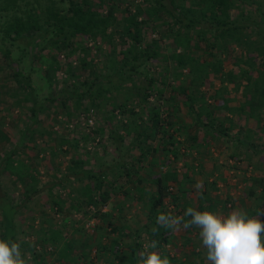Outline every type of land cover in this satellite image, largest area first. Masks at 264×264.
Here are the masks:
<instances>
[{
  "label": "trees",
  "instance_id": "16d2710c",
  "mask_svg": "<svg viewBox=\"0 0 264 264\" xmlns=\"http://www.w3.org/2000/svg\"><path fill=\"white\" fill-rule=\"evenodd\" d=\"M42 1L0 0V21H3L0 22V53L8 64L20 63L28 55L33 56L30 64L40 63V71L44 72L42 78L47 79L45 87L48 90L47 96L41 98L42 88L33 86L30 71L24 73L22 69H11L10 76L16 83L12 90L17 88L15 92L19 95L16 96V105L27 108L31 125L25 128L23 144L6 154L5 166L0 168V174L1 171L9 172L16 183L23 184L25 202L38 196L39 173L33 166V160L29 157L28 160L15 157L28 148V142L36 138L34 125L42 121L39 116L46 108L51 110L52 106L57 105L59 110L56 120L62 116L61 112L72 119L77 110L78 116H81L78 120L81 122L83 117L88 126L93 120L94 108L101 107L106 94L116 91L111 96L114 97V108L109 118L123 119L120 127L109 128V121H104L105 124L95 132L94 128L84 129V134L81 132L82 138L88 141L91 135L99 136L109 130V140L116 151V160L109 166L92 165L91 159L98 158L93 151L98 146L97 143L92 149H88L82 146L80 139L71 137L73 132H80L74 130L79 125L71 126L68 121L62 122L65 135L63 132L56 134L54 131H45L49 136L53 133L57 135L55 145L49 147L57 172L52 175L53 182L48 196L52 214L62 215H72L81 206H94L100 212V206H107L115 197L113 194L134 196L142 201L148 210L147 222L131 236L132 242L127 246L122 244L121 238L130 235L120 232L113 216L105 214L103 217L110 218L111 231L108 238L113 235L110 245L106 242L98 243L97 256H93L91 250L82 252L83 256L90 255L94 264L96 259L106 254L115 257L114 264H138L139 254L146 242L157 241V251L164 250V246L170 243L171 229L156 225V218L159 213L178 216L168 209L167 200L172 201L169 204L173 207V204L178 205L181 198L173 185L179 184L176 188L184 196L189 189L188 182L192 181L189 172L180 175L177 165L173 169L162 171L166 164H177L180 154L185 158L191 157L192 161L197 160L195 157L200 149L196 148L197 144L203 146V143L211 140L217 141V146L222 149L227 146L230 153L226 158L230 163L240 162L239 158L246 155L243 149H247L249 157L264 154L262 144L258 141L261 139L253 135L252 128H239L235 131L237 117L246 115L248 119L257 118L258 126L264 121V12L259 3H256V13L259 14L254 18L247 9V12L241 10L242 6L254 4V0H143V7L137 6L138 4L132 8L126 7L123 11L125 15L119 18L116 13L119 0H65L66 7L63 8L53 0H47L45 5ZM132 4L130 2V6ZM233 11H239V15L234 17L231 14ZM148 28L153 30L157 38L147 40L144 31ZM76 37L86 39V45L74 41ZM163 41L170 42L171 56L163 52ZM24 42L22 46L21 43ZM36 42L41 43L35 45ZM90 42L108 44L113 48L117 45L121 47L119 54L108 53L106 61L109 66L106 74H99L94 70L95 58L88 46ZM15 46L19 48L18 56L13 53ZM36 49L40 52L39 55L34 52ZM47 50L52 54L56 53V57L48 59L49 56L43 54ZM79 50L85 57L89 55L90 60L85 62V58L81 60V56L78 62H69ZM235 52L236 58L231 61L239 69L238 74L235 73V68L227 71L225 65ZM59 58L70 64V73L67 75L74 81L69 87L57 92L53 87L54 76L50 71L53 73L62 69L63 64L59 62ZM153 61L159 62V66L163 65V70L155 72L158 67L153 66ZM253 72L254 75L257 72V76L252 75ZM213 79L220 82L221 88L216 89L211 84V88L207 89L208 82ZM231 85L234 86L235 93L242 88V103L232 107L229 114L220 117L217 113L220 111L219 106L215 103L219 99L225 101V94L230 93ZM6 89V84L0 85V102ZM122 91L127 96L124 102H119L117 98ZM153 96L155 100H150ZM134 98H138L140 102L130 105ZM71 105L76 109L71 110ZM182 107L187 109L186 118L191 120L190 123L177 116ZM144 110L148 114L147 121L143 117ZM125 115H128L127 120ZM2 122L4 124V119L0 121V137L6 141L8 137ZM197 131L204 133L202 144ZM130 137L131 141H128ZM159 137L163 145L154 146L155 139ZM94 141L101 142L98 138H94ZM81 146L87 149L86 159L80 156ZM133 150L139 151L137 159L131 157ZM192 150L196 152L194 155ZM60 151L64 154L71 153L63 172L61 164L56 161ZM149 155L151 156L148 158ZM147 159L148 169L143 166ZM165 161L168 162L165 164ZM186 167H190L189 170L195 169L193 164ZM216 177V181L212 183L213 190L217 189L220 179L226 181L223 174ZM206 180L207 178L204 180L205 185L208 183ZM245 180L249 184L246 197L255 202L250 206L243 203L244 211L250 217L258 216L264 220V176L252 175ZM127 185H132L134 191H130ZM151 185L154 187L152 190ZM54 189H57L55 194ZM67 190L69 193L66 194ZM208 195V189L203 190L202 201L195 209L216 211L221 200L209 198ZM66 197L71 198L69 207L66 206ZM227 201H231V198H227ZM188 207L192 206H184L180 214L184 216ZM123 208L124 204L119 203L118 211L121 212ZM224 209H227L226 204ZM19 213L20 207L15 197L0 186V238L20 243L24 256L27 254L31 257V264H46L44 255L53 247L59 259L74 264L79 255L76 251L78 245L89 247L87 243L66 237L65 227H52L51 218L42 220L39 233L35 235L37 244L31 245L26 238L21 237L22 232L18 231L16 218ZM100 214L97 213L94 217H99ZM35 219L33 217L31 220ZM188 219L190 218L185 217V220ZM100 224L105 225L104 222ZM100 224L96 227L104 230ZM154 227L158 231L153 232ZM83 229L85 230L84 226ZM143 233L145 242L141 239ZM40 248L45 252L41 253ZM206 251L205 249L202 254L193 253L200 258V264H208L205 261ZM164 256L170 259V263L178 260L170 257L169 253ZM188 264L197 263L193 261Z\"/></svg>",
  "mask_w": 264,
  "mask_h": 264
},
{
  "label": "rangeland",
  "instance_id": "374dc122",
  "mask_svg": "<svg viewBox=\"0 0 264 264\" xmlns=\"http://www.w3.org/2000/svg\"><path fill=\"white\" fill-rule=\"evenodd\" d=\"M33 1V0H29ZM57 2V5L60 6V8L66 7V1L65 0H53ZM63 2V3H62ZM130 2L133 4L130 6ZM24 3V2H22ZM43 5L47 3V0L42 1ZM254 4H251L249 7H244L242 6L241 10L243 12L247 11L251 12L252 18H254L256 13V8L258 4H261V9L262 12H264V0H254ZM119 9L116 11L117 15L119 18H122L125 13L123 12L126 7L132 8L134 5H141L143 7L144 1L143 0H119L118 1ZM143 4V5H142ZM54 5V4H53ZM136 6V7H137ZM135 7V8H136ZM240 10V12H241ZM246 11V12H247ZM236 17L239 15V11H233L231 13ZM259 14V13H258ZM3 22V21H0ZM145 36L147 40H151L152 38H157L153 34L152 29H146L145 31ZM76 42H82L83 44L86 45L87 40L84 38L76 37L75 40ZM117 41V40H116ZM1 42V40H0ZM42 42V40H41ZM40 42V43H41ZM39 42H36L35 45H38ZM39 43V44H40ZM19 44V43H18ZM25 44L21 43L23 46ZM97 42H90L88 44L89 48H91L92 51V57L95 58L94 61V70L99 73V74H106L108 72L107 67L109 66V62L106 61L108 53H120L121 47L119 45L113 47H110L108 44L107 45H96ZM163 52L167 54L168 56H171L172 50H171V44L169 41H163ZM7 45H9V41H7ZM6 45V46H7ZM96 45V46H95ZM18 46V45H17ZM15 46L13 47V53L15 56H18V47ZM103 48V50H100V48ZM78 50V49H77ZM32 51V49H31ZM30 52V51H29ZM37 55L40 54L38 52V49L34 50ZM33 52V53H34ZM81 50L75 55H73L69 62L71 61H76L78 62L81 56V60L85 58V62H88L90 60V56H86L83 53L81 54ZM98 52V53H97ZM43 54L49 56L48 59L56 57V53L52 54L49 50L45 51ZM236 52L230 56L229 60L226 62V70L230 71L231 69H234L235 73L238 74L239 69L237 70L236 67H234L232 64V61L235 60L236 58ZM33 58L30 57L29 55L25 57L23 60H20L16 62L15 64H8L7 59L0 53V85L6 84V91L5 94L2 95V101L0 102V121L1 119H4V124L2 122L3 127L5 128V131L7 133L8 140L4 141L0 137V168L5 166V156L8 152L11 150L13 151L16 147L19 145L23 144L24 140V134H25V128L26 126L31 125L30 123V114L27 108L22 107V106H17L16 105V98L17 92L12 88L16 85L14 82L13 78L10 76V73L12 72L11 69H22L24 73H28L29 71L31 72L32 76V81H33V86L35 88H42L40 91V97L43 98L44 96H47V88L45 87V84L47 82L46 78H42L44 75V72L42 73L40 71V63L36 62L34 65L31 62V59ZM33 60V59H32ZM63 59L59 58V62L63 64L62 69L60 71H50V74L54 76L53 78V87L57 90V92H60L61 88H67L70 86V84L74 81L70 77H68L67 73H70V64H66L65 61H62ZM232 60V61H231ZM82 62V61H81ZM153 66L158 67L155 72H160L163 70V65L159 66V62L153 61ZM76 67V66H74ZM45 68V67H44ZM11 71V72H10ZM254 71V70H253ZM255 72V71H254ZM254 72L252 75H254ZM76 73V72H75ZM254 76H257V72ZM46 80V81H45ZM180 80H183L181 78ZM211 84L214 86V88H221L220 82L218 80H211L207 84V89H210ZM234 86L231 85L229 87V94H225V101L219 99L215 104L216 106H219V110L217 111L218 115L220 117L225 116L226 114H229L230 110L232 107L238 105L239 103H242V88L239 92L235 93L233 92ZM212 89V90H216ZM116 91H112L111 93L106 94V99H104L101 103V107L98 109L94 108L93 111V117L91 120V123L87 126L85 121L83 120L80 122L78 118L81 116L77 110L74 112V116L72 119H69L68 116L65 114L60 113L59 121L56 120V115L58 113L59 107L57 105L52 106L51 110L46 108V111H44L40 116L39 120H42L40 123H37L34 125V130H35V136L36 138L30 142H28V148L25 150L23 149L20 155L15 157V159H23V160H28L27 158H31L33 160V166L36 168V170L39 173V182L38 186L40 188V193L38 196H35L31 201H26L25 202V187L23 184H19L15 182V178L9 173V172H2L0 174V186L2 188L6 189L9 191L16 200V203L20 207V213L17 215L16 218V223L18 224V231L22 232L21 237L26 238L27 241L30 242L31 245L37 244L35 241V235L39 233L40 227L42 226L41 222L43 219L51 218L52 221V227L54 226L55 229L58 227H65V236L68 237H73L74 239L78 241H82L83 243H87L89 247L87 248L85 246H81L80 244L77 247V252H79V255L76 259V262L74 264H94L92 263V260L90 258V255H85L83 256L82 252L86 253L87 250L93 251V256H97V247L98 243L101 242H106L108 245H110L111 238H108V234H110L111 227H109V221L110 218L103 217L105 214L112 215L114 218V222L116 224V228H119L120 232H123L124 234L128 233L130 236L127 237H122V244L127 246L130 242H132L131 236L136 232L137 229H141L147 222V215H148V210L146 208V205L140 201L134 198V196H122L118 195L116 196L113 194L115 197L108 203L107 206L101 207L100 206V212H98L99 208H96L94 206H89V207H80L78 212L73 211L72 215H67V214H52L51 212V203L50 199L48 196V190L50 189V185L53 182L52 175H54L57 172V168L55 165H53L55 162H52L51 156L52 152L49 149L50 146L55 145V140L57 139L56 134H60L64 131V126L62 127V122L68 121L70 122L71 126H75L76 124L79 125L74 130H79L80 132H73L71 134V137L80 139L82 142V146H85L88 149H92V146L97 143L98 146H95V149L93 150L94 153H97V159L92 158V165L94 166H99V164H107L106 166H109L111 163H113L114 160H116V151L109 140V130H107L105 133L100 134L99 136L91 135L90 139L86 141L85 139L82 138V133L84 132V129H91L94 128L95 130L101 128L102 125L105 124L104 121L108 122L109 121V128L110 127H120V125L124 122L123 119L118 120V118H109L110 114L113 111V101L114 97L111 98L113 94H115ZM17 96V97H16ZM127 94L125 91H122L119 96H118V101L119 102H124ZM150 100H155L154 96ZM131 102V101H130ZM138 98H134V101L130 103V105H135L139 103ZM85 105H88V102L84 103ZM129 105V106H130ZM71 110L76 109L74 105H71ZM140 110V108L138 109ZM144 119L145 121L148 120V114H146L144 110ZM186 113L187 109L182 107L181 111L178 113V117H182L183 120H186L188 123L191 122L189 118H186ZM84 114V112H83ZM84 116H86L84 114ZM125 120L128 119V115H125ZM111 119V120H109ZM208 119V118H207ZM206 119V120H207ZM176 120V119H174ZM258 119H248L246 115L237 117L236 119V129L239 128H246L250 127L252 130H254L253 135L255 137L260 138L261 140L260 143L262 144V148L264 149V121L261 123L259 126L258 124ZM123 121V122H121ZM108 127V126H106ZM108 129V128H107ZM45 131L49 132L54 131L52 136H49ZM45 132V133H44ZM82 132V133H81ZM65 135V133H62ZM84 134V133H83ZM196 134L198 135L200 144L204 139V133L201 131H197ZM94 138L100 139L101 142L98 143L94 141ZM83 139V140H82ZM159 139H155V143H153L154 146H158L160 144L161 146L163 143H161ZM186 139V138H185ZM128 141H131V137L128 138ZM90 142V143H89ZM217 141L211 140L210 142L203 143V146H199V143L197 144L198 146L196 148L199 149V154L195 157L197 160L192 161L191 157L185 158L182 154L179 156V160L177 164H166L165 161V168L162 169V171H166L168 169H173L175 165H177V168L180 172V175H184L185 172H189L191 182H188V191L187 193L183 196L181 193L178 192L176 186L178 187L179 184H174L175 192L178 194L180 201L178 205L173 204L175 207H173L170 202H172L170 199L167 200V204L169 206L168 209L171 211H174L178 216H183L180 214L181 211L184 210V206H192L194 208H197L198 204L200 201H202V192L198 193L197 190L194 188V185L198 181H202L204 185L203 190H207L209 192V198L211 197L212 199H219L221 200L217 206V209L214 213L227 216L232 210L240 208L245 210V206L243 203H245L246 206H250L253 204L255 201L250 200L246 197L247 194V188L249 187V184L246 182L245 178H249V176L255 175V176H264V154H259L257 156H251L247 153V149H243V153H246L245 156H242L240 162H235L232 161L231 163L229 162V159L226 157L229 156L230 151L228 150L227 146L224 147L223 149L217 146L216 144ZM188 143V140H187ZM186 143V144H187ZM189 145H191V142H189ZM36 146V148H34ZM80 147V156L86 159L87 155V149L84 147ZM64 151V150H63ZM59 153V157L57 158V163L61 164L60 169L61 171H65L66 164L69 161V158L71 157V153L66 152L64 153ZM95 153V155H96ZM194 152L192 150V154L194 155ZM37 154V156H36ZM251 154V153H250ZM139 156V151L138 150H133L131 152V157L133 159H137ZM151 155L148 156V158ZM194 158V159H195ZM237 159V158H235ZM149 159H147L144 163L143 166L148 169L149 167ZM219 164V167H217V164ZM195 166L194 170H189L190 167H186L187 165H192ZM216 165V166H215ZM215 166V167H214ZM216 167L218 170H216ZM236 168V169H235ZM235 170V171H234ZM233 171V172H232ZM59 173V172H58ZM223 174V178H226V181L223 182L221 179L217 182L218 187L217 189L213 190L212 188V183L216 181V175ZM61 174H59L60 176ZM226 175V177H225ZM207 178L206 181H208L207 185H205L204 180ZM183 179V178H182ZM128 189L130 191H134L132 188V185H127ZM126 186V187H127ZM78 187V186H77ZM154 187L151 185V190ZM58 189V188H57ZM57 189H54L53 192H57ZM69 193L68 190L66 191V194ZM75 194H73L72 197H74ZM214 197V198H213ZM227 198H231V201H227ZM68 203L67 207H69V204L71 202V198L66 197ZM228 202V203H227ZM119 203L124 204V208L121 212L118 211L117 206ZM207 204V203H206ZM226 204L227 209H224V205ZM232 207H231V205ZM172 206V207H171ZM101 213L99 217H94L95 214ZM45 214V215H44ZM184 214V213H183ZM52 216V217H51ZM35 217L36 219L32 221ZM53 218V220H52ZM2 222V216L0 214V225ZM104 222L105 225H102L100 223ZM100 224L101 226L104 227V230L101 228H97L96 225ZM66 225V226H63ZM33 226V227H32ZM83 226L85 230L83 229ZM78 227V228H77ZM113 227V226H112ZM76 228L78 231H76ZM118 232V233H120ZM200 230L196 228L195 226L192 228H187V229H181L179 231H173L171 229V238H170V243L166 244L164 246V250H159L162 254L163 251V256L166 255L167 253L170 254V257H175L178 259L176 263H170V264H179L180 262H185L186 264L190 262H196L197 264H200V258L194 256V252L196 253H203L205 251V248L202 246V242L199 236ZM88 233L92 234L93 236H90ZM115 235V234H114ZM118 234H116V237ZM108 238V239H107ZM141 239L144 240L145 242V237L144 233L141 234ZM127 250H129L128 247H126ZM41 253H44L41 248L39 249ZM157 251V250H155ZM45 263L46 264H70L67 261H64L62 259H59L58 253L55 250V247H53L52 250H47L45 253ZM97 258V257H96ZM25 259L27 261V264H31L32 260L31 257L29 258V255H25ZM115 257L110 256L109 254L105 256H100L98 260L96 259L95 263L96 264H114L115 263ZM206 263L207 260L205 258Z\"/></svg>",
  "mask_w": 264,
  "mask_h": 264
},
{
  "label": "clouds",
  "instance_id": "9594fccd",
  "mask_svg": "<svg viewBox=\"0 0 264 264\" xmlns=\"http://www.w3.org/2000/svg\"><path fill=\"white\" fill-rule=\"evenodd\" d=\"M194 188L202 192L203 182L198 181ZM185 217L190 219L185 220ZM156 225L173 231L198 228L202 246L207 250L208 264H264V220L250 217L243 209H234L223 216L188 207L184 216L159 213ZM157 246V241L146 242L138 264H170L167 256L155 251ZM0 264H27L20 243L0 238Z\"/></svg>",
  "mask_w": 264,
  "mask_h": 264
},
{
  "label": "built area",
  "instance_id": "2783aa9c",
  "mask_svg": "<svg viewBox=\"0 0 264 264\" xmlns=\"http://www.w3.org/2000/svg\"><path fill=\"white\" fill-rule=\"evenodd\" d=\"M90 123H91V121H90Z\"/></svg>",
  "mask_w": 264,
  "mask_h": 264
}]
</instances>
